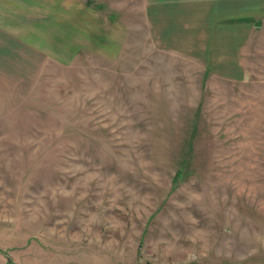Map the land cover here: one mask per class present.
<instances>
[{
	"label": "rangeland",
	"instance_id": "1",
	"mask_svg": "<svg viewBox=\"0 0 264 264\" xmlns=\"http://www.w3.org/2000/svg\"><path fill=\"white\" fill-rule=\"evenodd\" d=\"M22 1L0 264H264V14L234 21L250 31L229 70L160 46L142 0Z\"/></svg>",
	"mask_w": 264,
	"mask_h": 264
},
{
	"label": "crops",
	"instance_id": "2",
	"mask_svg": "<svg viewBox=\"0 0 264 264\" xmlns=\"http://www.w3.org/2000/svg\"><path fill=\"white\" fill-rule=\"evenodd\" d=\"M25 1L29 2L23 0V4ZM84 2L83 5L103 4L100 0ZM141 4L150 35L159 40L160 46L200 59L208 52L223 55L216 61L210 58V64L225 61V55L230 54L226 65L222 64L229 70L239 63L242 42H246L250 31L248 24L234 21H248L264 14V0H142ZM11 5L15 0H0V62L4 64L14 54V39L19 40L17 44H31L29 18L14 13ZM5 66L2 67L9 68Z\"/></svg>",
	"mask_w": 264,
	"mask_h": 264
}]
</instances>
